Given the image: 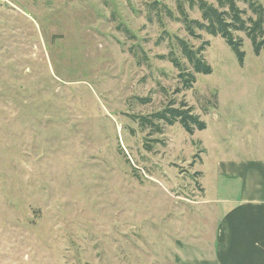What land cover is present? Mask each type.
I'll return each instance as SVG.
<instances>
[{
  "label": "rangeland",
  "instance_id": "rangeland-1",
  "mask_svg": "<svg viewBox=\"0 0 264 264\" xmlns=\"http://www.w3.org/2000/svg\"><path fill=\"white\" fill-rule=\"evenodd\" d=\"M178 1L0 0V264L209 253L218 161L264 143V50L236 35L241 64L223 38L189 36ZM177 38L204 47L212 69L187 91L169 58L192 71ZM182 103L205 130L142 128Z\"/></svg>",
  "mask_w": 264,
  "mask_h": 264
},
{
  "label": "crops",
  "instance_id": "crops-1",
  "mask_svg": "<svg viewBox=\"0 0 264 264\" xmlns=\"http://www.w3.org/2000/svg\"><path fill=\"white\" fill-rule=\"evenodd\" d=\"M234 151L218 161L215 197L203 201L218 218L213 247L176 264H264V143Z\"/></svg>",
  "mask_w": 264,
  "mask_h": 264
},
{
  "label": "trees",
  "instance_id": "trees-1",
  "mask_svg": "<svg viewBox=\"0 0 264 264\" xmlns=\"http://www.w3.org/2000/svg\"><path fill=\"white\" fill-rule=\"evenodd\" d=\"M184 2L190 5V9L198 7L201 13V20H191L184 9ZM253 16H248L247 11L241 9L237 0H215V4L206 0H179L178 10L182 16V23L189 36L200 39L199 33H205L213 37H221L227 45L234 51L239 62L244 63L245 54L242 51L243 40L236 35L243 34L251 41L256 55L264 50V6L254 0H245ZM182 57L187 61L192 71L183 67L181 62L169 55L171 63L179 71V79L182 82V90L187 91L193 88L196 83V75H209L212 69L204 59L202 53L204 47L195 49L184 40L177 38ZM208 45V43H205ZM146 103V101H142ZM173 126L180 123L184 130L193 135L195 131L206 129V123L198 115L193 114V110L182 103L176 108L172 105L159 111L150 117H141L142 128H154L159 133V124Z\"/></svg>",
  "mask_w": 264,
  "mask_h": 264
}]
</instances>
